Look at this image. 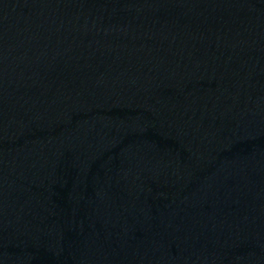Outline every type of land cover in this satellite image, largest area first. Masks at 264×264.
<instances>
[{
	"label": "water",
	"instance_id": "1",
	"mask_svg": "<svg viewBox=\"0 0 264 264\" xmlns=\"http://www.w3.org/2000/svg\"><path fill=\"white\" fill-rule=\"evenodd\" d=\"M0 264H264V0H0Z\"/></svg>",
	"mask_w": 264,
	"mask_h": 264
}]
</instances>
